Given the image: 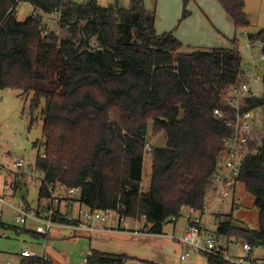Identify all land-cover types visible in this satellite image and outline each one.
<instances>
[{
    "label": "trees",
    "instance_id": "1",
    "mask_svg": "<svg viewBox=\"0 0 264 264\" xmlns=\"http://www.w3.org/2000/svg\"><path fill=\"white\" fill-rule=\"evenodd\" d=\"M130 1V9H122L117 3L102 7L98 0H24L41 16L59 15V27L67 30L61 38L43 27L41 16L20 21L16 0H0V90L32 93L33 112L44 103L42 138L34 144L41 143L46 155L42 159L39 152L33 168L43 179L38 202L49 199L46 184L77 189L76 204L145 217L150 232L161 235L181 206L201 209L206 202L223 143L231 137L214 110L230 115L224 94L237 85L243 60L236 40L231 49L187 50L174 32H157L156 13L144 0ZM192 1L183 0L179 25L191 16ZM217 2L237 31L249 29L245 0ZM249 41L264 45V29ZM248 104L264 114V94ZM150 125L153 138L165 134L167 142L152 149L150 183L144 189ZM238 180L254 197L259 228L243 229L231 216L223 221L219 215L215 236L264 248V139ZM11 188L28 190L15 183ZM0 227L45 238L29 225ZM205 257L211 264H231ZM128 260L93 251L87 264ZM22 264L41 263L25 259Z\"/></svg>",
    "mask_w": 264,
    "mask_h": 264
},
{
    "label": "rangeland",
    "instance_id": "2",
    "mask_svg": "<svg viewBox=\"0 0 264 264\" xmlns=\"http://www.w3.org/2000/svg\"><path fill=\"white\" fill-rule=\"evenodd\" d=\"M86 0H74V2L82 4ZM145 7L151 11H157L158 18L159 6L165 4L168 9L164 11L168 14H175L174 6L170 5L169 0H144ZM130 0H101L100 6L108 7L116 3L122 9H130ZM193 4V2H191ZM190 3V4H191ZM182 4V1H181ZM188 5L195 9L193 5ZM245 12L250 19V27L245 31H237L232 22L226 18L223 22L216 15L215 10L211 11L214 23L208 17L199 12V17L193 19L189 24L187 20L180 25L182 18L183 5L179 10L180 18L169 23V26L159 27L157 30H174L175 33L180 31V35L189 42L185 44L187 50L206 51L214 47H231L233 41L238 42V48L242 56V67L248 69L255 61L258 65H262L263 69L259 71L262 77L261 82H257L255 87L257 96L264 94V61L261 56L262 47L255 44L250 50L246 45L251 43L249 36L257 34L264 29V0H245ZM223 11V10H222ZM224 12V11H223ZM32 15V8L27 3H20L17 12V18L24 21L25 18ZM225 15V14H224ZM41 16V15H40ZM43 27L51 32L60 33L59 37L63 38L67 35V30L59 27V16L52 14L49 16H41ZM39 17V18H41ZM161 17V16H160ZM226 17V16H224ZM225 19V18H224ZM185 22V23H184ZM183 24V25H182ZM187 24V25H186ZM157 28V27H156ZM225 35L221 37L217 31ZM92 46L96 48V42L93 40ZM32 93L24 94L18 90L4 89L0 90V197L6 199L7 202L14 206L23 202L22 198H26V202L30 207L36 208L39 200L40 180L35 177H27L19 174L12 166L16 158H24V160L34 168L37 154L43 153V146L40 143L34 148V144L42 138V130L44 125V115L42 109L44 103L41 104L37 111H31L30 102ZM263 124H264V114ZM148 139L152 147H164L167 142L165 134H161L153 138L152 125L148 128ZM31 169H27L30 172ZM152 172V158L145 155L143 165V188L147 189L149 177ZM38 176V175H37ZM33 180V181H32ZM28 184L29 182H31ZM26 185L28 190L14 191L12 184ZM44 202V200H42ZM254 197L246 192L245 185L241 182L235 187L231 201L224 206V214L222 220L227 221L230 216L236 225L243 229L258 230L259 228V210L254 205ZM45 203V202H44ZM77 206V205H76ZM14 211L7 206L2 207V218L0 223L8 226H17L14 223ZM218 216H216L217 218ZM215 218V222H216ZM207 229L209 235H214L217 231V225L213 223L211 218L207 221ZM181 221L180 223H182ZM212 222V223H211ZM114 221H108L104 225H97L96 228H105V232L83 233L82 237H72L69 233L62 232L60 237L54 236L55 232H51V238L48 240V250L53 259V264H86L84 259L87 258L88 252H101L107 254L126 255L129 260L126 264H145L146 261L155 262L157 264H211L205 255L199 252H193L186 261L181 259L182 255L187 253L188 248L181 245L178 241L171 238L173 233L172 224L164 227L161 237L158 236H135L127 232H117L113 229L116 225ZM61 232V231H60ZM54 234V235H53ZM229 256L231 258L248 257L251 263H259L264 259V248L252 249V252L244 253L242 247L235 245L236 241L230 240ZM45 238L35 239L32 236L21 233L16 234L11 229L0 227V264H22L19 254L25 249L41 253L45 244ZM241 243V242H240ZM220 244L227 247V240L220 238ZM243 244V243H242ZM241 244V245H242ZM251 257V259H250Z\"/></svg>",
    "mask_w": 264,
    "mask_h": 264
},
{
    "label": "built area",
    "instance_id": "3",
    "mask_svg": "<svg viewBox=\"0 0 264 264\" xmlns=\"http://www.w3.org/2000/svg\"><path fill=\"white\" fill-rule=\"evenodd\" d=\"M16 3H24V0H16ZM40 15L39 12L33 11L31 16L38 19ZM58 34L60 35V33ZM255 44L262 48L264 46L261 41H258L256 43L251 42L246 47L250 50ZM260 60L264 61V54ZM262 69V65L253 61L250 67L244 70L237 85L231 87L224 94L225 104L230 109V115L220 109L214 110L215 117L223 121L231 131V137L223 143L222 155L217 170L211 178V187L203 208L197 209L183 205L180 207L178 216L171 218L172 225L183 221L185 226V232L182 236H171L173 240L188 248L187 253L181 257L183 261L188 260L193 252H199L203 255L224 259L231 264H259L258 262L251 263L247 259L249 256L231 258L229 256L230 243L227 247L222 246L218 237L209 235L206 231L205 219H215L216 216L224 214V206L231 201L245 161L248 157L258 155L263 146V112L260 108H250L248 104L250 99L257 96L253 86L262 81L259 74ZM152 149L151 145L146 146V152L149 156H151ZM41 158L45 159L46 155L41 153ZM12 167L21 175L30 178L35 177L40 182L43 180L42 177L33 173V167L28 165L24 158H16ZM27 169H31L30 172ZM46 186L49 199L37 208L30 207L25 201L14 206L0 197V218H2V207H10L15 213L14 223L17 226H27L32 223L35 232L45 238L49 237L53 230L91 233L96 231L97 225H104L108 221H115L116 229L119 232H127L135 236H162L150 232V226L145 217L142 219L128 218L120 215L118 210L90 209L74 202L78 194L77 189H64L49 184ZM241 244L235 243L237 247H242L244 253L250 254L252 252L249 244ZM18 256L22 262L25 259L37 260L41 264L51 261L46 253L45 245L41 253L25 249ZM90 257H92V252H88L87 258L84 259L86 264ZM260 262L264 264V259ZM8 264L12 263L9 262Z\"/></svg>",
    "mask_w": 264,
    "mask_h": 264
},
{
    "label": "crops",
    "instance_id": "4",
    "mask_svg": "<svg viewBox=\"0 0 264 264\" xmlns=\"http://www.w3.org/2000/svg\"><path fill=\"white\" fill-rule=\"evenodd\" d=\"M74 1V0H73ZM99 1V4L101 3V0H98ZM181 1H182V4H181ZM87 2V0L85 1V2H83L82 4H84V3H86ZM169 2H170V5L172 6H174V8H175V14H174V16H172V14H168V13H166L165 11H164V9H168V7L165 5V4H162V6L160 5L159 6V9H158V18H157V15H156V23H155V27H157L156 28V30L159 28V27H168L169 26V23L170 22H172L173 23V21L177 18V20L180 18V13H179V10H181V8H182V5H183V0H169ZM193 2V4L191 3L190 5H193V8L195 9V12H194V14H193V11H192V9L191 8H189L190 10H189V12L191 13V16L187 19V24H189L193 19H195V18H197V17H199L200 15H199V12H201V13H204L207 17H208V19H210V21L211 22H213L214 21V19L212 18L213 16H212V14H211V11H213V10H215V11H217L216 12V15H218V17L219 18H221V20L223 21V22H226V18L228 19V20H230L231 22H232V20L227 16V14L225 13V11L223 10V8L221 7V5L217 2V0H193L192 1ZM147 9V8H146ZM148 10V9H147ZM224 12H223V11ZM183 11V10H182ZM153 12H155V11H153ZM155 13H157V11L155 12ZM183 14V13H182ZM225 14V15H224ZM161 16V17H160ZM224 16H226V17H224ZM225 18V19H224ZM26 19V18H25ZM213 20V21H212ZM179 21V20H178ZM186 21V20H185ZM185 23V22H184ZM214 23V22H213ZM186 24V25H187ZM232 24H233V22H232ZM183 25V24H182ZM233 26H234V24H233ZM166 28H165V30H161V31H158L157 30V32L159 33V34H164V33H168V32H174V36L185 46V44L186 43H189V42H187L184 38H183V36H181L180 35V31H177L176 33H175V31L174 30H172V31H170V30H166ZM217 31V33L221 36V37H223V38H225V35H223L221 32H219L218 30H216ZM232 48V46L231 47H214V48H211V49H209V50H212V49H231ZM253 89H254V91L256 92V89H257V87H255V85L253 86ZM257 94V93H256ZM165 145H166V143H165ZM164 145V146H165ZM149 183H150V177H149ZM149 183H148V186H147V188L149 187ZM144 189H146V188H144ZM44 202H45V200H44ZM44 202L43 201H41V202H38V206H40V205H42V204H44ZM37 206V207H38ZM211 221V220H210ZM209 220L205 223V225H206V231H207V233L208 234H210L209 233V231H208V229H207V223L208 222H210ZM213 221V223H215L216 225H217V222H215V219L214 220H212ZM115 222V221H114ZM181 221H179V222H177V223H175V224H173L172 226V229H173V233H175V235H172V236H177V237H179V236H182L183 234H184V232H185V226H184V224H183V222L182 223H180ZM212 223V222H211ZM116 226L113 228V229H111V230H114V231H117V224H116V222L114 223ZM134 226H136V224H133ZM30 227H33V224L32 223H30V225H29ZM217 227H218V225H217ZM56 231V232H55ZM55 231H53V232H55L53 235L54 236H56V237H60L63 233L62 232H66V230H55ZM61 231V232H60ZM106 231V229L105 228H96V231H94V232H105ZM94 232H92V233H94ZM117 232H119V231H117ZM67 233H69L70 234V236H72V237H75V238H80V237H82V236H84L85 234H83V233H74V232H72V231H67ZM52 234V233H51ZM51 234H50V236L49 237H47V238H45V240H46V242H45V246H46V253H47V255L49 256V258H50V260H51V262H53L55 259H53L52 258V256L50 255V253H49V250H48V240L51 238ZM163 236V235H162ZM214 236V235H213ZM159 237H161V236H159ZM221 239H223V238H221ZM51 240H52V238H51ZM218 240H220V238H218ZM235 241V240H234ZM229 243H231V241H228L227 240V245L229 244ZM236 243H237V241H236ZM240 243V242H239ZM43 249H44V246H43ZM183 256V255H182ZM181 256V257H182ZM20 258V257H19ZM21 259V258H20ZM21 262H22V259H21Z\"/></svg>",
    "mask_w": 264,
    "mask_h": 264
}]
</instances>
